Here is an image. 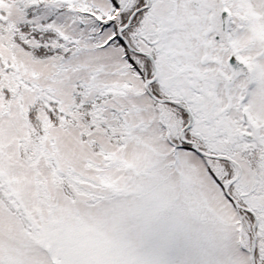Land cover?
<instances>
[{"label": "snow or ice", "instance_id": "snow-or-ice-1", "mask_svg": "<svg viewBox=\"0 0 264 264\" xmlns=\"http://www.w3.org/2000/svg\"><path fill=\"white\" fill-rule=\"evenodd\" d=\"M61 209L264 264V0H0V264H53Z\"/></svg>", "mask_w": 264, "mask_h": 264}, {"label": "rangeland", "instance_id": "rangeland-1", "mask_svg": "<svg viewBox=\"0 0 264 264\" xmlns=\"http://www.w3.org/2000/svg\"><path fill=\"white\" fill-rule=\"evenodd\" d=\"M50 224L47 238L56 246L53 264H129L140 238L137 212L78 214L61 209Z\"/></svg>", "mask_w": 264, "mask_h": 264}]
</instances>
